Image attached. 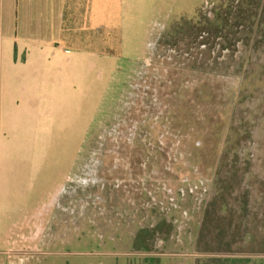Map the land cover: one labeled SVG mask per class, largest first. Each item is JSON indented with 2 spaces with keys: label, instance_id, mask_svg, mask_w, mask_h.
<instances>
[{
  "label": "rangeland",
  "instance_id": "1",
  "mask_svg": "<svg viewBox=\"0 0 264 264\" xmlns=\"http://www.w3.org/2000/svg\"><path fill=\"white\" fill-rule=\"evenodd\" d=\"M227 1L113 0L105 13L136 19L125 22L126 52L117 54L119 31L105 28L103 54L121 60L83 70L86 83L67 101L59 98L68 86H53L56 104L72 117L71 126L56 125V138L70 130L65 140L76 147L65 150L63 167L56 164L48 193L41 186L38 204L1 234L0 264H198L209 256L195 251V239L215 197L226 137L239 152L233 170L244 171L243 157L249 166L239 183H227L224 199L249 228L264 226V89L238 96L249 51L238 39L227 48L221 37L197 35L182 22L212 18ZM146 30L142 50H132ZM248 83L264 88V70ZM232 144L221 179L230 175ZM51 156L58 162L59 150ZM154 227L151 249L135 250L137 233Z\"/></svg>",
  "mask_w": 264,
  "mask_h": 264
},
{
  "label": "crops",
  "instance_id": "2",
  "mask_svg": "<svg viewBox=\"0 0 264 264\" xmlns=\"http://www.w3.org/2000/svg\"><path fill=\"white\" fill-rule=\"evenodd\" d=\"M111 5L113 0L106 6L105 0H0V237L27 207L38 204L41 186L47 187L43 195L54 186L56 164L63 167L65 150L76 147L65 140H71L70 130L56 138V125L71 126L72 117L65 115V104H56L53 86H68L59 98L67 101L86 83L83 70L103 66L105 58L121 60L113 53L104 56L105 28L119 31L123 42L117 54L126 52L125 22L136 19L133 13L121 17L120 10L119 16L110 11V17L105 11ZM146 32L132 50H142ZM89 57L96 62L88 63ZM55 149L58 162L51 156Z\"/></svg>",
  "mask_w": 264,
  "mask_h": 264
},
{
  "label": "trees",
  "instance_id": "3",
  "mask_svg": "<svg viewBox=\"0 0 264 264\" xmlns=\"http://www.w3.org/2000/svg\"><path fill=\"white\" fill-rule=\"evenodd\" d=\"M200 18L198 23L186 20L182 22L190 31L191 28L194 29L195 31H192L197 35L201 36L204 32L203 34L207 33L211 39L221 37L226 41L227 48L234 45L238 39L242 47H246L245 49L249 51L244 61L246 68L244 67L240 76L238 96L250 97L261 94L264 89L263 84L252 85L248 82L258 78L264 70V62H260L264 60L262 58V55L264 57V0H228L225 6L222 5L217 9L212 18L207 15H202ZM202 94L212 99L213 94L210 90L200 89L199 95ZM226 139L221 148L224 152L219 158L220 170L227 165L229 145L232 144L228 137ZM232 145L233 165H230L228 169L229 178L226 176V171L225 176L223 175L225 179L220 178V170L216 171L213 177L215 197L205 206L195 239V251L209 255L202 260L198 259V264H264V226L257 228L251 224L249 228L244 224L243 218L236 215L232 207H228V202L224 199L231 190V184L227 183H239L243 173L248 172L249 166L248 159L243 157L242 159L246 162L244 171L238 173L236 169L233 170L239 160V152L237 147ZM262 189L264 191V187ZM248 201L249 196L246 191L241 201V211L247 210ZM243 216L245 218V215ZM245 222L247 223V218ZM157 229V227L141 229L134 239V249L149 251L151 247L148 240L155 238Z\"/></svg>",
  "mask_w": 264,
  "mask_h": 264
}]
</instances>
